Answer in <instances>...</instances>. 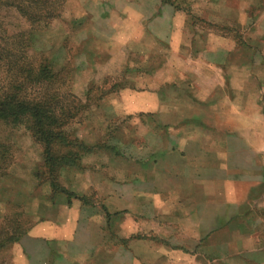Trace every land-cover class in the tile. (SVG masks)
Masks as SVG:
<instances>
[{"label": "crops", "instance_id": "obj_1", "mask_svg": "<svg viewBox=\"0 0 264 264\" xmlns=\"http://www.w3.org/2000/svg\"><path fill=\"white\" fill-rule=\"evenodd\" d=\"M195 1L227 24L201 34L161 4L128 17L130 47L162 54L134 104L156 123L97 232L85 205L62 200L15 243L11 264H53V254L60 264H264V0Z\"/></svg>", "mask_w": 264, "mask_h": 264}, {"label": "rangeland", "instance_id": "obj_2", "mask_svg": "<svg viewBox=\"0 0 264 264\" xmlns=\"http://www.w3.org/2000/svg\"><path fill=\"white\" fill-rule=\"evenodd\" d=\"M172 2L173 6L161 0H64L59 16L46 25L31 24L8 3L0 7V87L11 80L9 73L4 76L10 68L7 61L21 55V62L34 66L47 62L61 81V103L68 105L72 98L79 102L67 130L91 147L81 154L78 165L59 168L60 184L85 195L89 202L82 204L73 198L69 203L65 194H52L48 181L35 176L43 171L42 144L31 136L25 123L0 120V239L18 237L0 249V264H11L15 243L26 238L40 217L54 219L56 203L62 200L68 205H85L87 209L73 208L72 217H85L89 211V227L97 232L99 217L104 215L103 202L112 194L114 184L127 180L133 166L145 160L147 129L151 130L156 120L134 106L144 104L146 75L159 66L162 54L154 47H130L134 29L128 17L138 9L153 11L161 4V11L183 9L188 24L201 34L208 27L227 24L195 0ZM55 85L49 91L55 90ZM25 90L33 95L39 88L29 83ZM166 97L168 102L178 103L176 95ZM63 210L67 218L71 216V211ZM51 256L53 264H60L62 256Z\"/></svg>", "mask_w": 264, "mask_h": 264}, {"label": "trees", "instance_id": "obj_3", "mask_svg": "<svg viewBox=\"0 0 264 264\" xmlns=\"http://www.w3.org/2000/svg\"><path fill=\"white\" fill-rule=\"evenodd\" d=\"M63 2L64 0H0V7L8 3L31 24L46 25L59 16ZM161 2L173 6L172 0ZM18 57L19 59L7 61L5 64L10 68L6 69L7 72L4 71V76L9 73L11 80L8 85L3 84L0 87V120L14 125L25 123L31 136L42 144L43 171L40 174L35 173V176L48 181L52 194H65L69 203L75 198L82 204H89L85 195L75 194L58 180L61 166L78 165L81 154L91 151L90 146L66 128L78 113L79 102L72 98L68 105L61 103L62 94L58 92L61 81L57 79L58 73H55L47 62L34 66L21 62V55ZM14 65H17L16 70ZM29 83L39 88L36 94L26 92ZM53 83H56V91L51 92L49 87ZM106 216L111 215L106 213ZM17 240L18 237L13 236L1 238L0 249L5 247V243Z\"/></svg>", "mask_w": 264, "mask_h": 264}]
</instances>
